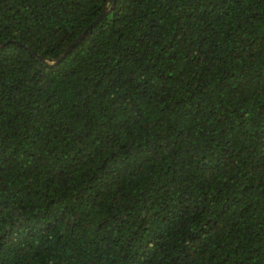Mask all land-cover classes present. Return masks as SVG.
Instances as JSON below:
<instances>
[{"label":"trees","instance_id":"16d2710c","mask_svg":"<svg viewBox=\"0 0 264 264\" xmlns=\"http://www.w3.org/2000/svg\"><path fill=\"white\" fill-rule=\"evenodd\" d=\"M0 264H264V0H0Z\"/></svg>","mask_w":264,"mask_h":264},{"label":"water","instance_id":"95a60500","mask_svg":"<svg viewBox=\"0 0 264 264\" xmlns=\"http://www.w3.org/2000/svg\"><path fill=\"white\" fill-rule=\"evenodd\" d=\"M114 1L115 0H112V2L114 3ZM111 7H112V4L110 5V8H108V9H103V11H102V13L99 15V17H97L77 38H76V40L72 43V44H70L67 48H66V50H65V52L62 54V56L61 57H64L65 56V54L68 52V51H70L74 46H76L81 40H82V38L87 34V31L89 30V29H91L95 24H97L105 15H107L109 12H110V10H111ZM36 56L41 60V61H43L44 63H46V64H51L52 62L51 61H48V60H46L44 57H42V56H40V55H38V54H36ZM58 60H56L55 62H57Z\"/></svg>","mask_w":264,"mask_h":264}]
</instances>
